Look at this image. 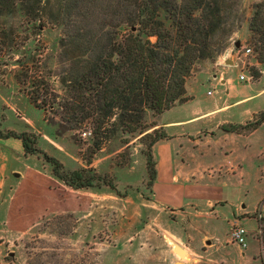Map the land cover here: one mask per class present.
I'll return each mask as SVG.
<instances>
[{"label": "trees", "instance_id": "trees-1", "mask_svg": "<svg viewBox=\"0 0 264 264\" xmlns=\"http://www.w3.org/2000/svg\"><path fill=\"white\" fill-rule=\"evenodd\" d=\"M15 8L38 28L61 27L59 67L52 73L44 64L43 45L14 57L12 49L20 48L27 37L20 40V34L0 27V72L16 65L13 75L19 88L60 132L87 130V164L118 129L141 132L148 185L156 177L152 146L167 134L146 129V112L158 115L186 101L185 83L198 62L223 50L242 22L239 0H0V16ZM248 29L258 60L264 61V0L253 5ZM263 121L264 110L244 124L223 123L219 128L247 134ZM0 138L20 140L24 154L41 153L67 185L93 186L96 179L116 189L111 179L92 168L66 171L57 158L36 147L34 132L0 131Z\"/></svg>", "mask_w": 264, "mask_h": 264}, {"label": "rangeland", "instance_id": "rangeland-1", "mask_svg": "<svg viewBox=\"0 0 264 264\" xmlns=\"http://www.w3.org/2000/svg\"><path fill=\"white\" fill-rule=\"evenodd\" d=\"M258 1L239 0L240 26L231 33L223 50L204 59L209 62L214 76L217 73L226 79L230 87L259 90L255 102L259 111L240 124L256 118L264 110V61L258 60V50L250 41L248 29L253 5ZM0 27L20 34V40L27 37L20 48L12 49L14 57L30 54L43 45L44 64L52 73L57 70L60 26L46 24L38 28L36 22H29L21 10L15 8L0 16ZM15 69L16 65L10 64L0 72V131L34 132L36 147L57 158L66 171L92 168V172L102 178L111 179L116 189L96 179L93 186L67 185L52 173L41 153L24 154L21 141L12 138L4 144L5 149L12 150L4 175L6 186L9 182L17 187L30 184L34 189V204H25L20 194L6 197L5 206L0 210V264H28V261L30 264H139L140 245H172L176 240L169 225L173 214L164 216L153 200L151 185L147 184L142 133L127 134L118 129L87 164L84 159L90 144L87 130L60 132L57 124L46 122L43 111L29 102L16 83ZM240 74L247 78L240 79ZM49 80L56 88L60 87L55 76H50ZM222 96L226 101L228 96L224 93ZM235 99L230 97V101ZM154 117L151 111L145 114L148 131L154 129ZM259 135H264V127ZM29 208L32 213L28 212ZM234 224L240 223H233L229 233L224 224L217 227L218 234L228 233L227 243L235 245L234 251L223 241L215 239L206 243L211 245V264H251L239 256L243 246L230 240ZM258 257L260 264H264V247Z\"/></svg>", "mask_w": 264, "mask_h": 264}, {"label": "crops", "instance_id": "crops-1", "mask_svg": "<svg viewBox=\"0 0 264 264\" xmlns=\"http://www.w3.org/2000/svg\"><path fill=\"white\" fill-rule=\"evenodd\" d=\"M208 63L200 61L186 80L184 95L188 99L153 118L152 128L163 130L167 137L152 146L156 177L151 191L164 216L173 214L169 225L176 240L172 245H140L139 264H211L209 240L223 241L231 251L236 248L227 243L233 223L248 231L239 256L260 264L258 254L264 247V135H259V130L264 121L248 134L219 128L222 123H242L258 112L255 102L259 90L230 87L226 79L217 73L214 76ZM223 93L228 96L226 101ZM11 139L0 138V210L13 193L24 196L25 204H34L30 184L17 187L9 182L6 186L4 175L12 150L4 144ZM220 224L225 225L226 235L217 233Z\"/></svg>", "mask_w": 264, "mask_h": 264}, {"label": "built area", "instance_id": "built-area-1", "mask_svg": "<svg viewBox=\"0 0 264 264\" xmlns=\"http://www.w3.org/2000/svg\"><path fill=\"white\" fill-rule=\"evenodd\" d=\"M246 52H249V49H246ZM240 79H246L247 77L243 74L239 75ZM209 93V91H208ZM88 133V132H87ZM85 134V132H84ZM89 134V133H88ZM246 238V230L240 224H234L232 231L230 232V240L239 246H243L245 244Z\"/></svg>", "mask_w": 264, "mask_h": 264}, {"label": "water", "instance_id": "water-1", "mask_svg": "<svg viewBox=\"0 0 264 264\" xmlns=\"http://www.w3.org/2000/svg\"><path fill=\"white\" fill-rule=\"evenodd\" d=\"M236 46H238V43L236 44ZM177 253H178L179 255H181V254H182V250H181V249H178V250H177Z\"/></svg>", "mask_w": 264, "mask_h": 264}, {"label": "bare ground", "instance_id": "bare-ground-1", "mask_svg": "<svg viewBox=\"0 0 264 264\" xmlns=\"http://www.w3.org/2000/svg\"><path fill=\"white\" fill-rule=\"evenodd\" d=\"M173 242H174V241H173ZM170 243H171V242H170ZM173 245H174V246H175V248H176V246H177V245H176V243H175V244L173 243ZM182 248H183V247H182ZM181 255H183V252H182V254H181Z\"/></svg>", "mask_w": 264, "mask_h": 264}]
</instances>
